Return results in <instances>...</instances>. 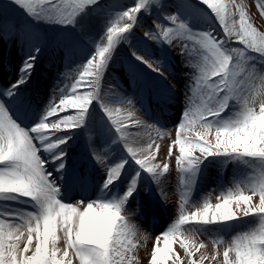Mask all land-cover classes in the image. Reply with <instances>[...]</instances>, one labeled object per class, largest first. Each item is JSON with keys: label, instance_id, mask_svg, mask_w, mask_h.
I'll use <instances>...</instances> for the list:
<instances>
[{"label": "bare ground", "instance_id": "bare-ground-1", "mask_svg": "<svg viewBox=\"0 0 264 264\" xmlns=\"http://www.w3.org/2000/svg\"><path fill=\"white\" fill-rule=\"evenodd\" d=\"M243 1L250 0H237ZM179 2L187 17L207 20V9L218 18L222 15L220 22L227 26L219 23L226 29L234 21L229 0L172 4L179 6ZM72 14L74 7L64 0H0V129L9 127L17 136L25 163L34 170L22 179L25 188L19 189V183L10 187L27 193L24 206L34 214L21 224L0 217V247L6 261L16 264V255L17 262L23 263L25 250L34 255L29 243L32 235L48 240L47 252L58 251L61 264H76L75 253L68 247L84 226L106 232L97 264H244L253 248L264 246V184L258 161L245 155L242 147L216 154V146L199 142L192 132L184 135L178 127L168 128L171 122H145L151 106L157 116L166 114L162 108L166 106L177 118V126L187 119L185 126L191 130L189 122L195 118L218 126L213 118L221 107L220 97H235L225 76L218 91L207 89L211 62L195 55L196 40L182 42L173 35L169 44L157 43L163 46V62L140 56L144 71L125 75L132 91L106 90L101 81L116 77L107 75L105 67L108 62L116 66V57H123L124 37L133 27H125L105 49L82 50L66 33ZM154 27L159 28L156 23ZM133 32L144 33L139 27ZM180 51H187L191 62L203 69L195 67L192 78L181 77L179 82L177 64L172 63L169 70L166 56ZM236 55L242 58L241 53ZM239 56L225 66L226 75L241 87L245 83L255 87L256 66L247 60L243 63L244 56ZM40 57L51 68L39 65ZM59 64L63 70L52 73ZM167 93L176 98L167 100ZM196 96L202 101L195 103ZM174 100L181 108L178 115ZM95 103H99L98 112ZM60 137L64 139L55 142ZM186 137L193 142L189 148L183 141ZM6 147L0 142V165L14 168L19 159H3L10 150ZM60 147H66L63 153H58ZM63 186L65 193L69 187L74 190L75 201L70 204L79 206L77 226L61 229L58 224L57 232L52 219L64 208L59 201ZM252 233L255 236L247 245ZM41 247L40 241L33 242L36 254Z\"/></svg>", "mask_w": 264, "mask_h": 264}, {"label": "rangeland", "instance_id": "rangeland-1", "mask_svg": "<svg viewBox=\"0 0 264 264\" xmlns=\"http://www.w3.org/2000/svg\"><path fill=\"white\" fill-rule=\"evenodd\" d=\"M11 1L17 2V0ZM64 1L74 7V14L70 15L68 19L69 25L66 29V33L71 35L73 37L72 40H75L76 43L81 44L84 50H91L94 46L97 49H105L125 27H133L130 31L126 32L124 37L127 47L123 49L124 54L121 50L123 57H116L113 62L116 63V66L112 67L108 62L105 67V73L107 72V75L108 70L111 71V69L117 73L116 79H118V81H116V83L112 82L109 77L101 81L102 84H105L101 87L106 90H111L112 92L123 89V86H121L119 82H125L124 86L127 87V82L124 79L126 77L125 75L130 74L132 68L140 64V56L144 59L154 58L158 60L162 58L163 60L164 57L161 54L163 46L157 47V43L158 45L169 44V42H171L169 38H175L176 36H180L179 39L182 42L184 39L190 40L192 38L196 40L194 46L195 55L200 59L204 57L211 62L209 68L210 72H208L209 79L206 81L205 85L207 89L210 90L209 87H211L212 92L218 91L219 84L223 83L222 79L225 76V81L230 91L235 92V97L233 94H226L220 97L221 107L215 112L216 115L213 118L214 121H219L218 126L214 127L205 119L198 121V119L195 118L194 122H189L193 128L188 130V125L185 126L187 119L177 126L175 124L177 123L176 117L164 115L166 118L170 119L172 123L167 127H171V129L173 127H178V130H181L184 135L192 132L194 134H192L193 136H197L199 142H206L209 145L216 146L215 151L218 149L227 150L242 147L247 150L246 154L250 157L251 155L258 156L259 158L255 157L253 160L258 161L260 168L259 176H261V182L264 184V10H261V8H264V2L262 3L261 0H250L240 3L237 2V0H229L233 7L232 16L234 17V21H232L233 23L229 24L230 26L226 29L222 27V25L227 26V23H225V21L224 24L220 22V19L223 18L222 15L218 18L214 15V12L210 9V12H208L206 9L204 13L207 20H198L196 15L194 17H189V15L187 17L183 13L187 10L183 11L180 9V2L179 6L172 4L175 3L176 0H146L144 3V0ZM167 1H170V3ZM165 2L168 4L166 5ZM145 3L146 6L143 8ZM194 8L196 7L194 6ZM122 21L127 22L125 27L122 26ZM219 22L222 25H220ZM155 23L159 26L157 30L154 27ZM120 25L122 27H119ZM136 27L141 28L144 33L133 32ZM186 52L187 51H180L176 54H174V52H169L166 56L171 64L177 62L178 68L175 72L180 73L179 78H184L185 76L192 78L195 67H198L200 71L203 69L200 63L198 64L196 61L191 62V58ZM236 53H241L242 58L244 56L243 63L247 60L254 67L256 66L257 79H253L257 80L255 87H252V85L248 83H245L244 86L241 87L240 82L234 81L230 75H226L228 71L225 66L227 64L230 65V59L232 57L234 59L238 58L239 55L237 56ZM125 54L128 56L127 60L125 59ZM223 58L227 61H223L222 63L221 60H223ZM242 58L239 56V59ZM127 62L128 64L132 63L135 65L132 66L131 64L130 66ZM235 63L237 64L238 62L235 61ZM188 65H191L190 69H187L186 66ZM54 68L53 70L56 73L61 69V65H56ZM137 69L144 71L140 65ZM113 71L111 73H114ZM214 75L217 76V79H215ZM201 94L209 95V93ZM166 96L176 98L173 95H168V93ZM251 97L254 100H251ZM193 101L196 103L202 100L196 96L193 98ZM97 102H99L100 105L102 104V101ZM99 103H95L93 106L95 112H98ZM179 106L180 105H178L177 102L175 103L174 100L173 110L176 108V115H178L181 110ZM190 120L189 117L188 121ZM145 122L148 123L147 121ZM148 124L151 125L150 123ZM101 125L104 127L103 124ZM15 136L11 133L9 127H4L2 130L0 129V142H4L5 145H7L6 148L10 149L3 159L7 157L13 158L14 156L19 159L15 162L18 166L14 168L8 166L9 164L5 166L0 165V178L3 179V182L0 183V217L16 224H21L27 220L26 217L29 216V214L34 213H32L33 210L31 208L24 206V203L28 200L27 193L21 192L16 188L15 190L11 188L17 186L15 183L21 185L17 186L19 189L25 188V186L22 185V179L25 180L27 176H32L34 170H31V165L25 163L28 161L25 151L22 145L19 144V140L16 139L17 136ZM63 139V137L56 138L55 142ZM183 141H185L187 148L193 144L192 140L187 137ZM65 149L66 147H64V149L60 147L58 153H63ZM253 165L254 164L251 163V166ZM7 171H11V174ZM59 201L64 208L60 210L58 215L55 214L52 219V223L57 232L59 231L57 228L58 224L59 227L61 224V229H69L68 227L70 226H77L76 218L78 216L76 213L79 207L75 204H70L71 201H75L74 199ZM16 202L19 203V205L16 204ZM50 215L51 212L48 211L47 216ZM29 226L38 225L29 223ZM71 228L73 229V227ZM57 232L54 237V242L56 244L60 243ZM105 234L106 232L104 230H99L98 227L87 230L84 226H81V228L75 232V239L69 243L70 247L68 248L75 253L73 258L78 260L76 264H97V260L101 257L100 252L103 251V245L106 239ZM254 236L253 233L249 236L248 242H246L247 245L253 240ZM39 241L42 245V249L39 248V253L36 254L37 251L33 249V242ZM30 242H32L30 247L34 255H30V252L25 250L26 252L23 254L24 260L22 259L24 261L23 263L17 262L18 260L15 255L14 262H16V264H61V260L59 259L60 253L58 251L47 252L46 248L49 246L48 240L42 242L40 237L37 239V237L34 238L31 235L29 243ZM258 248V250H256V247L255 249L253 248V253L248 256L249 259L244 264H264V246ZM2 251L0 247V264H11V260L6 261V253ZM86 255L89 257H86Z\"/></svg>", "mask_w": 264, "mask_h": 264}]
</instances>
